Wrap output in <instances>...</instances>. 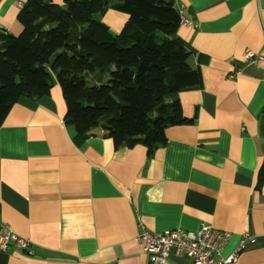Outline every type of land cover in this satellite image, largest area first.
<instances>
[{
    "label": "crops",
    "instance_id": "crops-1",
    "mask_svg": "<svg viewBox=\"0 0 264 264\" xmlns=\"http://www.w3.org/2000/svg\"><path fill=\"white\" fill-rule=\"evenodd\" d=\"M26 0H0V30L17 35ZM61 5L62 0H51ZM177 35L195 54L201 86L178 95L191 124L165 128V143L114 148L96 136L75 145L55 80L48 96L21 98L0 126V227L26 238L31 251H0V264H148L135 240L152 233L227 231L223 256L243 232L255 242L231 264H264V0H172ZM117 35L127 15L100 18ZM245 51L262 60L233 75ZM99 84L104 76L89 73ZM104 77V78H103ZM167 264H192L171 255Z\"/></svg>",
    "mask_w": 264,
    "mask_h": 264
},
{
    "label": "trees",
    "instance_id": "trees-1",
    "mask_svg": "<svg viewBox=\"0 0 264 264\" xmlns=\"http://www.w3.org/2000/svg\"><path fill=\"white\" fill-rule=\"evenodd\" d=\"M127 15L113 36L101 16ZM17 35L0 30V126L21 98L49 95L53 81L65 102L63 125L75 145L99 135L113 147L141 145L151 155L165 128L188 125L178 95L201 86L193 54L178 37L180 18L172 0H26L17 10ZM107 75L86 86L85 77ZM264 183V158L257 172Z\"/></svg>",
    "mask_w": 264,
    "mask_h": 264
},
{
    "label": "built area",
    "instance_id": "built-area-1",
    "mask_svg": "<svg viewBox=\"0 0 264 264\" xmlns=\"http://www.w3.org/2000/svg\"><path fill=\"white\" fill-rule=\"evenodd\" d=\"M180 25L192 26L190 21L182 17ZM261 60L260 54L245 51L241 66L233 75L243 73L244 69L257 65ZM262 76L264 79V71ZM230 237L229 232L214 229L208 224L200 225L199 229L193 232L166 230L161 233L149 232L138 224L135 240L141 245L148 264H167L171 255L186 257L192 264H231L240 252L255 242V238L246 232L241 233L234 251L223 256V249ZM11 248L17 251H31V243L28 239L0 227V251Z\"/></svg>",
    "mask_w": 264,
    "mask_h": 264
},
{
    "label": "rangeland",
    "instance_id": "rangeland-1",
    "mask_svg": "<svg viewBox=\"0 0 264 264\" xmlns=\"http://www.w3.org/2000/svg\"><path fill=\"white\" fill-rule=\"evenodd\" d=\"M94 73H97L98 74V72L97 71H95ZM105 77V78H104ZM103 78H104V81L102 80L101 81V83H104L105 81H106V79H107V75H105ZM96 81V77H92V76H89V73L86 75V77H85V82H86V86L89 88V87H91L93 84H94V82ZM58 85V84H57Z\"/></svg>",
    "mask_w": 264,
    "mask_h": 264
}]
</instances>
